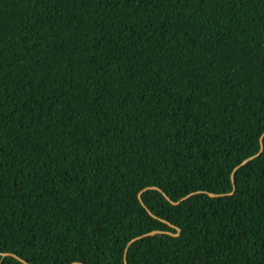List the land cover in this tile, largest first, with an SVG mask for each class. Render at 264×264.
<instances>
[{
    "label": "trees",
    "instance_id": "obj_1",
    "mask_svg": "<svg viewBox=\"0 0 264 264\" xmlns=\"http://www.w3.org/2000/svg\"><path fill=\"white\" fill-rule=\"evenodd\" d=\"M263 134L264 0H0V264H264Z\"/></svg>",
    "mask_w": 264,
    "mask_h": 264
},
{
    "label": "water",
    "instance_id": "obj_2",
    "mask_svg": "<svg viewBox=\"0 0 264 264\" xmlns=\"http://www.w3.org/2000/svg\"><path fill=\"white\" fill-rule=\"evenodd\" d=\"M260 142H261V148H260V151H259L257 154H255V155H253V156H250V157L246 158L241 164H239V165L235 168V171H234L233 174H232V180H233V184H234V188H233V190H232L231 192H229V193H219V194H218V193L211 192V193H209L210 196H212V197H221V196H225V195H227V194H229V195L234 194V192H235V190H236V184H235V172H236L239 168H241L242 166L246 165V164H247L248 162H250L251 160H253V159H255L256 157L260 156V155L264 152V134L262 135V137H261V139H260ZM151 188H153V189H158V190L161 191V189L158 188V187H151ZM190 195H192V194H190ZM190 195H188L187 197H189ZM165 196H166V198H167L172 204H174V205L179 204V203L181 202V201H177V202H176V201L172 200V199H171L166 193H165ZM139 198H140V201L142 202V204L145 205L144 202H143V199H142L141 193L139 194ZM148 211H149V213H150L151 215H153L154 217L159 218V217L156 216L152 211H150V210H148ZM159 219L162 220V221H164L165 223H168L171 227L176 228V229L178 230V233H177V234H174V233H172V232H170V231L153 230V231H151V232H148V233H146V234H144V235H142V236L136 237V238H134L133 240H131L130 243L128 244V247H129L133 242H135L136 240H139V239H141V238H143V237L154 236V235L159 234V233H169V234L176 235V236H178V235L180 234L181 229H180L179 227H176L174 224L170 223V222L167 221V220H164V219H162V218H159ZM6 256H14V257L18 258L19 260H21L22 262H24L25 264H30L28 261L23 260L21 257H19V256L16 255V254H13V253H3V257H6ZM73 264H81V263L75 262V263H73ZM125 264H128V260H127V252H126V254H125Z\"/></svg>",
    "mask_w": 264,
    "mask_h": 264
}]
</instances>
